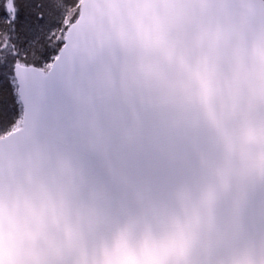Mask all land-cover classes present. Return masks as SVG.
<instances>
[{
	"label": "water",
	"instance_id": "1",
	"mask_svg": "<svg viewBox=\"0 0 264 264\" xmlns=\"http://www.w3.org/2000/svg\"><path fill=\"white\" fill-rule=\"evenodd\" d=\"M103 105L0 136V264H264V0H81Z\"/></svg>",
	"mask_w": 264,
	"mask_h": 264
},
{
	"label": "snow or ice",
	"instance_id": "2",
	"mask_svg": "<svg viewBox=\"0 0 264 264\" xmlns=\"http://www.w3.org/2000/svg\"><path fill=\"white\" fill-rule=\"evenodd\" d=\"M80 0H0V132L82 134L75 122L99 112L102 72H114L94 41L73 33ZM65 8H76L68 16Z\"/></svg>",
	"mask_w": 264,
	"mask_h": 264
},
{
	"label": "trees",
	"instance_id": "3",
	"mask_svg": "<svg viewBox=\"0 0 264 264\" xmlns=\"http://www.w3.org/2000/svg\"><path fill=\"white\" fill-rule=\"evenodd\" d=\"M70 3H74L75 0H69ZM81 2V0H80ZM80 2H79V5L77 6L78 8H80ZM58 3H61L63 4V0H58ZM76 8H65L64 11H66L67 15L68 16H71L73 13L76 12ZM4 134L2 132H0V136H3Z\"/></svg>",
	"mask_w": 264,
	"mask_h": 264
}]
</instances>
